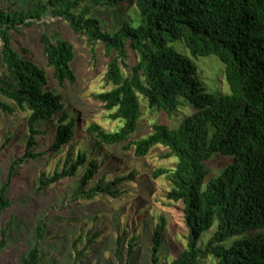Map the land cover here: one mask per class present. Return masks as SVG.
<instances>
[{"label":"trees","instance_id":"trees-1","mask_svg":"<svg viewBox=\"0 0 264 264\" xmlns=\"http://www.w3.org/2000/svg\"><path fill=\"white\" fill-rule=\"evenodd\" d=\"M129 2L133 9L116 29L93 13L100 5L120 12ZM47 12L85 36L93 51L96 44L102 45L110 57L105 80L112 87L93 97L103 103L109 119L123 124L115 131L97 123L87 126L90 143L77 149L75 160L67 155L62 169L42 174L40 187L75 176L84 167L74 200L106 192L114 195L117 183L95 182L102 165L113 162L100 156L99 147L122 145L142 158L162 146L168 149L165 157L175 158V165L157 169L154 177L167 174L166 198L183 205L186 244L170 263H159L166 225L161 217L152 230L151 264H202L209 258L216 264H264V0H36L27 8L14 3L1 6L0 68L4 66L6 73L0 74V110L28 111L29 135L25 152L12 161L0 186V212L10 206L7 192L16 169L46 153L34 150L36 136L43 133L38 122L56 125L49 152L76 136V115L66 108L62 94L49 86L45 69L26 48L18 51L13 46V33L40 21ZM40 41L57 85L74 84L72 43L47 32ZM130 54L135 61L128 66ZM209 56L220 61L225 90L199 73L197 61ZM141 97L148 108L168 117L178 115L179 120L174 126L154 123L146 135L133 138L142 116ZM214 158L223 163L216 174L211 166ZM46 231L45 220H40L34 245L20 264L41 263ZM0 235L1 252L8 243V225ZM96 236L88 237L85 250ZM123 240L120 234L118 246ZM134 242L129 240V253ZM83 252L77 250V258Z\"/></svg>","mask_w":264,"mask_h":264},{"label":"rangeland","instance_id":"rangeland-1","mask_svg":"<svg viewBox=\"0 0 264 264\" xmlns=\"http://www.w3.org/2000/svg\"><path fill=\"white\" fill-rule=\"evenodd\" d=\"M35 1L1 0L0 7L6 3H14L15 6L27 8ZM132 9V2H129L120 12L100 5L93 13L102 18L109 28L116 29L122 19L128 18ZM43 32L59 33L72 43L75 51V58L71 63L76 76L74 84L66 83L60 88L53 79L54 69L47 66L40 41ZM13 46L18 51L26 48L36 64L45 69L49 86L62 94L66 108L76 115L77 130L70 144L49 152L56 125L46 120L38 122L37 126L43 133L36 136L34 150L46 153L35 160L27 159L12 177L7 192L10 206L0 212V230L7 225L9 228L8 243L0 252V264H20L34 245L35 230L40 220H45L47 225L40 245V264H151L152 230L161 217H164L166 225L162 234L159 263H170L186 244L187 228L182 203L166 198L170 189L168 175L159 174L154 177L157 169L174 167L175 158L165 157L168 149L155 146L146 156L138 158L132 148L124 150L122 145L99 147L100 156H109L114 163L109 161L108 164H103L95 176V182L102 180L103 183H117L114 195L106 192L99 193L92 199L74 200L73 194L84 167L75 176L66 177L45 188L40 187L39 179L42 174L50 175L56 169H62L67 155L75 160L77 149L86 141L90 143L93 138L86 131L87 126L97 123L107 131H115L123 124L122 120L109 119V112L103 107V103L93 97L95 93L112 87L105 80L110 57L106 55L102 45L96 44L93 51L85 36L75 34L67 21L47 12L40 21L14 32ZM134 61V56L130 54L126 63L130 66ZM197 65L200 75L208 83H217L220 89H226L222 67L215 56L202 58L197 61ZM123 72L126 74L128 67H124ZM5 73L2 66L0 74ZM140 100L142 116L133 138L146 135L154 123L174 126L179 120L178 115L168 117L165 113L148 108L142 97ZM28 114V111L20 109L12 113L0 110V186L6 180L12 161L25 152L29 135ZM222 164V161L215 158L211 161L214 174L219 172ZM119 177L121 180L117 181L116 178ZM93 234L97 235L94 243L85 250L87 239ZM120 234L124 240L118 246ZM132 238L135 239V245L133 252L129 253L128 245ZM75 240L76 250L73 247ZM77 250L84 251L79 258ZM202 264L216 263L209 258Z\"/></svg>","mask_w":264,"mask_h":264}]
</instances>
